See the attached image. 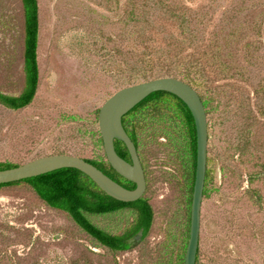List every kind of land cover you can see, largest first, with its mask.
<instances>
[{
  "label": "rangeland",
  "instance_id": "rangeland-1",
  "mask_svg": "<svg viewBox=\"0 0 264 264\" xmlns=\"http://www.w3.org/2000/svg\"><path fill=\"white\" fill-rule=\"evenodd\" d=\"M38 1L39 86L24 109L0 103V163L58 154L107 162L100 109L145 81L143 60L180 47L212 78L195 88L208 99L209 122L197 264H264V0ZM23 15L21 0H0V93L10 96L24 89ZM127 122L154 212L142 244L112 252L19 184L0 189V264H184L193 178L185 124L170 104ZM135 216L123 209L89 219L121 234Z\"/></svg>",
  "mask_w": 264,
  "mask_h": 264
},
{
  "label": "trees",
  "instance_id": "trees-1",
  "mask_svg": "<svg viewBox=\"0 0 264 264\" xmlns=\"http://www.w3.org/2000/svg\"><path fill=\"white\" fill-rule=\"evenodd\" d=\"M24 9L25 21V37H24V73L25 82L24 89L19 96H10L0 93V103L12 110H21L29 106L35 96L39 86V63H38V48L40 36V18L39 16V1L38 0H21ZM180 47L174 49V53H170L167 57H159V60H152L149 58L145 61V66L141 69L143 79L145 81L152 80L160 77H174L185 81L194 88L207 87L206 83L212 78L205 75L206 68L198 64L197 61L187 60L182 56ZM191 59V58H190ZM150 75H149V74ZM205 82V83H204ZM208 91V90H206ZM204 104H207L208 99L202 96ZM158 105L166 107L170 104L174 109L180 113L183 120L190 145L191 160H192V198L194 192V185L196 179L197 168V133L195 121L188 106L177 96L164 91L152 93L145 100L138 104L128 114L123 117V124L133 141L138 148L137 134L134 130H129L127 125V118L134 112L139 111L148 105ZM101 134V133H100ZM103 142V140H102ZM116 150L118 154L125 160L131 161V156L126 145L121 141H116ZM107 158V157H106ZM88 162L97 166L100 170L107 175L115 178L119 176L121 179L118 181L120 184L129 189L136 187L120 174H118L110 163L103 161H96L86 159ZM16 164L0 163V171L5 169L15 168ZM208 176V173H207ZM116 180V179H115ZM19 184H27L32 190L50 207L66 212L72 220L92 238H96L101 244L116 250L127 249L124 240L131 236L139 229L143 228L145 237L151 230L154 213L152 206L146 198H142L136 202L126 203L118 201L104 191H102L87 175L81 171L73 168L60 169L51 173L40 175L25 179L19 182L0 185L9 187ZM132 208L135 213L133 222V229L130 233H125L124 236L120 234H110L101 228L97 227L89 219L90 215H107L119 212L123 209Z\"/></svg>",
  "mask_w": 264,
  "mask_h": 264
},
{
  "label": "water",
  "instance_id": "water-1",
  "mask_svg": "<svg viewBox=\"0 0 264 264\" xmlns=\"http://www.w3.org/2000/svg\"><path fill=\"white\" fill-rule=\"evenodd\" d=\"M164 91L180 98L189 108L195 121L197 133V168L191 208L190 237L187 245L185 264H197L201 231V210L207 177L209 122L207 110L199 92L190 84L174 77H160L124 87L114 93L102 106L99 113V129L107 161L118 174L135 183L128 189L109 177L85 158L58 154L49 155L15 168L0 171V185L38 177L60 169L73 168L87 175L110 197L126 203L142 199L147 191L145 170L138 149L123 124V117L152 93ZM123 142L131 156V162L122 158L115 141ZM143 233L135 237L142 240Z\"/></svg>",
  "mask_w": 264,
  "mask_h": 264
},
{
  "label": "flooded vegetation",
  "instance_id": "flooded-vegetation-1",
  "mask_svg": "<svg viewBox=\"0 0 264 264\" xmlns=\"http://www.w3.org/2000/svg\"><path fill=\"white\" fill-rule=\"evenodd\" d=\"M129 134V133H128ZM133 140V139H132ZM116 141H118V140H116ZM116 141H115V146H116ZM135 143V142H134ZM136 145V144H135ZM137 147V146H136ZM138 149V148H137ZM138 153H139V151H138ZM140 156V155H139ZM128 162H131L130 160H127ZM142 164H143V162H142ZM143 167H144V165H143ZM145 169V168H144ZM143 169V170H144ZM106 174V173H105ZM145 175H146V172H145ZM109 176V175H108ZM109 177H111V176H109ZM112 178V177H111ZM207 178V177H206ZM112 179H116L115 181L116 182H118L121 178L119 177V176H116L115 178H112ZM146 180H147V175H146ZM119 183V182H118ZM120 184V183H119ZM122 185V184H121ZM125 187V186H124ZM147 187H148V180H147ZM129 189V188H128ZM149 202V201H148ZM49 206V205H48ZM52 208V207H51ZM54 209V208H53ZM127 209H129V210H131V211H133V209L132 208H127ZM55 210H57V209H55ZM60 211V210H59ZM62 212H64V211H62ZM66 213V212H65ZM154 213V212H153ZM95 215H98V214H95ZM133 222H134V220L132 221V223L131 224H129V226H128V228H127V230H125L123 233H121L120 235H123L124 236V234L125 233H130V231L133 229ZM98 227V226H97ZM103 230V229H102ZM105 231V230H104ZM143 233V236H142V240H140L139 242H137L136 243V241H135V237L139 234V233ZM107 233H109V232H107ZM111 234V233H110ZM145 231H144V229L143 228H141V229H139L137 232H135L134 234H132L131 236H128V238L126 239V240H124V243L128 246L127 247V249H116V250H113V249H111V248H109V247H107L106 245H103V244H101V242H99L96 238H94L93 237V239L94 240H96L99 244H101L102 246H104V247H106L108 250H111L112 252H121V253H126V252H129V251H131V250H134V249H136L138 246H140L141 244H142V242L145 240V238L147 237H145ZM113 235V234H112ZM190 237V236H189ZM189 242V241H188ZM179 251V253L181 254V250L179 249V247H178V250H177V252ZM186 251H187V249H186ZM198 254H199V248H198ZM185 258H186V252H185V254H184V264H185ZM197 260H198V255H197Z\"/></svg>",
  "mask_w": 264,
  "mask_h": 264
}]
</instances>
